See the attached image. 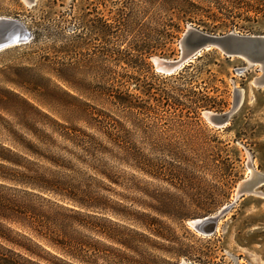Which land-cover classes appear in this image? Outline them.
Returning a JSON list of instances; mask_svg holds the SVG:
<instances>
[{
    "label": "rangeland",
    "instance_id": "374dc122",
    "mask_svg": "<svg viewBox=\"0 0 264 264\" xmlns=\"http://www.w3.org/2000/svg\"><path fill=\"white\" fill-rule=\"evenodd\" d=\"M168 1L36 0L29 6L0 0V18L22 22L31 34L28 43L0 51V197L44 209L75 208L108 227L144 235L135 221L150 214L171 230L174 243L151 237L171 254L156 251L152 242L139 244L140 253L168 264H264V186L257 188L261 195L236 200L250 168L264 174V86L253 84L260 68L215 49L193 59L182 77L177 74L184 67L165 77L152 62L179 59V42L189 27L216 36H264V0H188L201 10L183 22ZM146 42L151 48L142 60L136 50ZM146 88L149 94L140 95ZM236 91L242 99L227 124L209 123L204 112H228ZM119 92L139 94L151 107L141 122H131L106 102ZM93 118L124 124L127 153L114 151L122 162L99 153L90 157L67 140L75 132L74 142L94 140L110 148ZM147 165L154 167V178L137 170ZM143 192L167 206L170 216L137 205L160 207ZM68 199L82 205L95 199L105 210L80 209ZM228 206L211 236L188 224ZM79 232L93 244L138 258ZM17 234L28 236L0 220V237L23 241ZM47 250L50 255L40 254L57 262L53 257L59 256ZM1 254L28 264L21 251L0 239Z\"/></svg>",
    "mask_w": 264,
    "mask_h": 264
},
{
    "label": "trees",
    "instance_id": "16d2710c",
    "mask_svg": "<svg viewBox=\"0 0 264 264\" xmlns=\"http://www.w3.org/2000/svg\"><path fill=\"white\" fill-rule=\"evenodd\" d=\"M167 4L170 11L182 13L184 15L179 18L180 22H183V20H190L194 13H199V10H201L200 5L188 0H171L168 1ZM169 37L173 38V35H170ZM150 46L151 43L146 42L137 47L136 51L139 54V59L144 60V54L151 48ZM191 67H193V62L184 66L183 70L177 75L182 77V73L187 72ZM173 75L174 74L169 75L168 77H172ZM162 76L167 77V75ZM145 94H149L148 88L140 91V95ZM140 95L128 92H119L114 95H108L106 102L112 107V109H115L119 113L125 115V118L128 120L131 119V122L132 119L137 122H141L144 113L146 114L151 107L146 104H142ZM149 98H151V96H149ZM157 104V107L163 106L160 102H157ZM93 121L94 128L105 137L110 148L97 144L94 140H91L89 143L85 141L74 142V140H77L78 138L75 132L68 133L69 138H67V140L75 147L85 151V153H87L90 157H94L95 154L99 153L101 155H108L109 157L122 162L123 160L118 159V156L114 154V151H116L120 156L127 153L121 141L124 124L117 120H105L102 118H93ZM137 168L138 167H136V169ZM153 168L154 167L152 165H147L145 169L137 170L144 172L151 178H154ZM98 174L111 181V178L105 172L99 171ZM42 190L49 193L52 192L49 187H43ZM143 193L150 199L159 202L160 209L147 203L138 202L136 203L137 205L145 210H150L158 216H170L167 206L164 207L163 204H160V201L154 196H151L146 192ZM99 199V201L102 200V198ZM4 200L6 199L0 197V220L15 226L28 236L26 237L24 235L17 234L24 242L14 241L4 237H0V239L8 245L21 251L27 257L26 262L28 264H67L63 260L59 259V257L78 264H168L163 260H158L151 256H142L140 253L139 244H148L152 242L153 245L151 246L156 251H160L163 254H171L167 247L163 246L165 248H161L156 245V242L151 240V237H153L163 242L172 243L173 237L171 235V230L168 227L163 226L156 217H153L150 214H141V218L136 219L135 221V224H137V226H139V228L146 233V235H144L134 230L122 231L117 228H113V226L108 227L105 222L97 217L86 214L75 208H66L61 206L53 208L46 206L44 209L41 206H36L34 204L17 205L15 202ZM68 200L75 206H79L80 209L105 210L104 205L97 203L95 199H90L87 205H82L81 203L73 201V199ZM100 224H104L106 227H100ZM80 230L90 235L97 236L120 249L136 255L138 258L128 256L119 249H111L106 245L98 246V244H93L89 241V237L87 235H80ZM35 249L39 250L40 253L48 255L51 253L47 249H50L59 256L53 257L57 262L47 259ZM182 256L184 255L181 254L178 257ZM0 264L17 263L12 258H7L1 254Z\"/></svg>",
    "mask_w": 264,
    "mask_h": 264
},
{
    "label": "water",
    "instance_id": "95a60500",
    "mask_svg": "<svg viewBox=\"0 0 264 264\" xmlns=\"http://www.w3.org/2000/svg\"><path fill=\"white\" fill-rule=\"evenodd\" d=\"M36 0H28V4L33 6ZM31 34L25 25L18 20H0V51L26 44L30 41ZM181 55L175 61L156 59L153 65L157 73L172 75L188 62L200 56L204 51L215 49L222 53L226 58H243L247 64L261 65L262 77L256 79L257 85H264V36H248L229 33L222 36L210 35L194 29L187 28L180 39ZM158 66H156V64ZM241 73L245 69L239 70ZM240 91H236L235 99L231 109L221 115L209 113L205 118L209 123L216 127H222L231 118L239 107ZM264 186V174H256L247 179L239 189L238 198L252 195L256 188ZM237 196V195H236ZM237 198V197H236ZM237 198V199H238ZM231 206L221 209L215 217H205L196 224L195 231L202 233V236H211L216 232L219 219L225 215ZM180 264H189L182 262Z\"/></svg>",
    "mask_w": 264,
    "mask_h": 264
},
{
    "label": "bare ground",
    "instance_id": "6f19581e",
    "mask_svg": "<svg viewBox=\"0 0 264 264\" xmlns=\"http://www.w3.org/2000/svg\"><path fill=\"white\" fill-rule=\"evenodd\" d=\"M25 2H26V4H28V0H24ZM29 6H31V5H29ZM3 19H9V18H0V20H3ZM11 20H13V19H11ZM200 55V54H199ZM156 59H157V57H155V58H153V61L154 62H156ZM160 59V58H159ZM165 60V59H164ZM167 61V60H166ZM156 64V66H158L157 65V63H155ZM249 65H251V64H249ZM258 67L260 68L261 67V65H258ZM246 69V68H245ZM262 77V75L261 76H259V77H257L256 79H260ZM255 79V80H256ZM254 80V82H253V84H254V86L255 87H262V86H264V85H257V83H256V81ZM241 99H242V92H240V98H239V104L238 105H240V102H241ZM209 113H211V112H204V117L205 118H207V115L209 114ZM213 114V113H212ZM226 125V124H225ZM224 125V126H225ZM257 174V173H256ZM255 175V171H253L251 168H250V170H249V175L247 176V178L243 181V182H241L240 184H239V187H238V189H237V191H236V197L238 198V195H239V189L241 188V186H242V184L247 180V179H249L250 177H253ZM252 195H261V192H259V191H257V188L253 191V194ZM239 199V198H238ZM238 199H236V200H238ZM216 215H214V216H212V217H215ZM211 216H209V218H210ZM203 220V218H200V219H194V220H191V221H189L188 222V224L191 226V228H193L194 230H195V228H196V224L198 223V222H200V221H202ZM216 229H217V227H216ZM198 233H200V232H198ZM200 234H202V233H200Z\"/></svg>",
    "mask_w": 264,
    "mask_h": 264
}]
</instances>
